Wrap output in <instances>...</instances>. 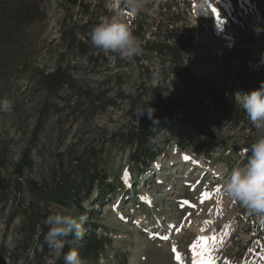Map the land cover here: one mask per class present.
Here are the masks:
<instances>
[{"label": "rangeland", "instance_id": "374dc122", "mask_svg": "<svg viewBox=\"0 0 264 264\" xmlns=\"http://www.w3.org/2000/svg\"><path fill=\"white\" fill-rule=\"evenodd\" d=\"M164 1L149 0L138 15V22L145 20L141 25L145 36L163 13ZM101 2L87 0L84 18H76L75 28L69 29L66 19L75 21V8L70 11L75 6L69 0H39L43 17L0 37V101L12 104L8 111L0 108V179L4 184L0 187V264H56L63 257L64 247L44 251L25 241L12 212L20 204L26 207L37 202L27 183L74 182L82 172L114 188L119 184L127 188L95 202L97 185L86 178L79 199L90 194L80 205L84 210L94 205L93 221L107 229L96 233H104L109 242L98 261L80 257L82 264H123L126 259L127 264H191L201 237L216 238L210 248L214 264H264V226L263 240L249 236L247 210L222 189L233 169L247 163L242 159L255 142L252 131L228 125L213 107L197 106L182 118L166 122L167 129L150 142L163 153L147 170L130 169V148L118 142L119 135L138 125L132 99L145 92L135 89L147 80L132 60L116 66L108 53L92 45L90 37L74 39L73 34L82 27L90 30L88 23L100 22L85 20L103 12ZM121 19L135 24L134 18ZM189 27L195 41L184 65L194 76L217 87L228 86L242 70L264 82V0H191ZM138 57L151 73H160L153 54ZM238 61L243 63L241 68ZM56 67L65 72L68 84L51 93L39 83L38 73ZM160 81L155 77L151 84ZM162 82L174 95L183 91L173 77ZM252 90L240 87L236 92ZM191 91L196 93V89ZM140 99L155 103L159 114L160 107L149 96ZM188 137L201 141L203 150L194 149L195 142L190 143ZM183 138L189 145L186 150L176 143ZM25 156L30 168L19 165ZM38 203L44 223L50 215H69L87 229L72 202L69 207ZM9 234L11 244L6 243Z\"/></svg>", "mask_w": 264, "mask_h": 264}, {"label": "trees", "instance_id": "16d2710c", "mask_svg": "<svg viewBox=\"0 0 264 264\" xmlns=\"http://www.w3.org/2000/svg\"><path fill=\"white\" fill-rule=\"evenodd\" d=\"M74 11L75 21L70 18L66 19L67 24L70 25L69 29L75 28V24L84 18V15L89 9L87 0H69ZM86 3V4H85ZM102 6L104 2H101ZM185 5V6H184ZM163 13L157 17L153 23H151V31L145 36L142 22L145 20L137 21L138 16L134 17L135 24H131L134 27L133 33L138 39H144V43L141 44L143 52L153 54L160 65V73H151L147 67L139 64L140 58L134 57L133 64L137 65L139 73H142L143 78L147 81L140 82L136 85V92L139 90L138 97H134L133 103L138 104L142 96H149V98L155 101L160 107L159 114L155 121L146 129L140 128L138 125L130 127L126 132L119 135V143L122 146L130 148L129 164L130 169L132 166L136 173L142 171V168L147 170L150 165L160 156L163 152L161 149H154L151 147L150 142L156 138L158 133L165 131L167 128L166 122L174 120L176 118H182L190 110H195L197 106L213 107L217 110L220 117L230 126L239 127L252 131L251 134L255 135V141L258 139V134L248 120L245 112L241 106L235 103L234 94L237 88L243 87L245 89H257L261 86L259 79L255 77V74H246L245 71H240L235 80L230 81L228 86H214L208 81L202 78L194 76L190 70L184 65V60L188 54H190L191 48L194 45L195 36L192 29L189 27V12L190 1L189 0H165L161 5ZM69 11V12H70ZM42 9L39 6V0H0V37L8 36L13 31H18L26 23L32 22L35 18L43 17ZM107 10L103 9V12L98 14V17H89L85 20H99L102 16H111ZM68 17V15H67ZM98 21V22H99ZM98 23L91 25L88 23L87 27L74 31V39L78 36L84 37L86 40L90 37V33ZM149 24V23H146ZM185 25V27H184ZM68 31V30H67ZM66 31V32H67ZM65 33V31H63ZM150 36V38H148ZM146 43L148 46H146ZM100 50L99 48H97ZM102 51V50H100ZM110 58L114 61L116 66L127 65L128 60L120 58L117 53H108ZM233 61H237L235 55L232 56ZM240 68L243 63L240 61L236 63ZM243 72V73H241ZM140 76V74H139ZM155 77H159L162 80H168L169 77H173L177 83H179L183 89L182 92L172 94L169 92L167 84L165 82H158L156 85H152ZM237 80V81H236ZM38 81L44 88L51 93L58 92L65 84H68V78L65 72L59 67L54 68L51 72L40 71L38 73ZM150 82L148 84L147 82ZM192 89H196V93H191ZM248 93V92H247ZM140 96V97H139ZM135 105V106H136ZM160 132V133H161ZM190 143H194V149L199 151L203 150L201 141L196 139L193 141L190 137L187 138ZM177 146L183 150L188 149L187 142L182 139H177ZM205 153H208L205 151ZM249 152L243 158L247 162ZM27 156L21 159L19 164L22 168H30L31 163L27 161ZM83 173V174H82ZM79 181L70 182L54 181L51 184H36L34 182L27 183L28 189L34 197L37 198L36 203H31L24 207L18 205L14 207L12 212L13 219L19 223L20 234L27 242H33L36 247L43 248L44 251L50 248L44 241V235L49 231L51 227L44 223V215L40 213L39 203H57L64 207H69L70 204H75L78 209V219L87 226L84 229L82 237L78 238L75 235H70L66 238V244L63 248L64 255L71 251V248L78 251L80 257L84 260L98 261L101 257L105 246L108 244L109 239L105 237L104 233H96V230L107 229L98 225L93 220L96 219V210L94 205L89 204L88 209L84 210L81 207L82 200H86L87 196L79 199L81 191L85 188L84 183L86 178L90 179V184L95 183L97 185V194L95 195V202H102L114 193L125 192L127 190L124 184H119L116 188L112 187V184L106 182L103 179L92 178V174L86 175L82 172ZM101 185H99L100 183ZM4 184L0 179V187L3 189ZM96 204V203H95ZM84 220V221H83ZM79 221V220H78ZM247 222V232L252 237H261V230L264 224L257 221L254 216L248 215L245 218ZM63 255V257H64ZM63 257L60 258L56 264H64ZM128 259L123 264H127Z\"/></svg>", "mask_w": 264, "mask_h": 264}, {"label": "clouds", "instance_id": "9594fccd", "mask_svg": "<svg viewBox=\"0 0 264 264\" xmlns=\"http://www.w3.org/2000/svg\"><path fill=\"white\" fill-rule=\"evenodd\" d=\"M148 3L149 0H104L105 9L112 15L102 16L93 28L90 33L92 45L105 53H117L125 60L142 55L141 41L134 35L131 24L121 17L138 16ZM234 99L254 126L258 139L245 150L250 153L247 163L233 169L222 189L225 196L237 201L250 216L264 224V82L251 92H236ZM11 107V101H0V108L4 111ZM45 223L51 227L44 235V241L52 248L62 249L67 237L75 235L80 238L84 234L83 226L69 215H50ZM12 241L9 234L6 243L11 244ZM63 260L64 264H82L77 250L66 253Z\"/></svg>", "mask_w": 264, "mask_h": 264}, {"label": "snow or ice", "instance_id": "6c2138e0", "mask_svg": "<svg viewBox=\"0 0 264 264\" xmlns=\"http://www.w3.org/2000/svg\"><path fill=\"white\" fill-rule=\"evenodd\" d=\"M212 12L215 14V17L218 21H220L221 24L224 23V21L220 17V13L216 8L211 9ZM219 191V189H217ZM205 198H210L208 194H205ZM211 223V222H206ZM164 239H167V237H163ZM216 243L215 237H201L197 244L194 246L196 250V257H195V264H214L213 258L210 254V248L211 245ZM175 251V249H174Z\"/></svg>", "mask_w": 264, "mask_h": 264}, {"label": "water", "instance_id": "95a60500", "mask_svg": "<svg viewBox=\"0 0 264 264\" xmlns=\"http://www.w3.org/2000/svg\"><path fill=\"white\" fill-rule=\"evenodd\" d=\"M158 107L155 103L142 101L135 107L134 116L140 128H148L156 119Z\"/></svg>", "mask_w": 264, "mask_h": 264}]
</instances>
